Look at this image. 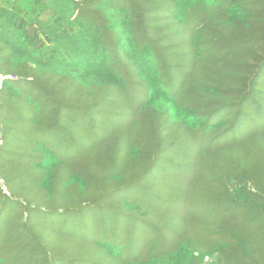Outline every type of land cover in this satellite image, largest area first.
Wrapping results in <instances>:
<instances>
[{
    "label": "trees",
    "instance_id": "16d2710c",
    "mask_svg": "<svg viewBox=\"0 0 264 264\" xmlns=\"http://www.w3.org/2000/svg\"><path fill=\"white\" fill-rule=\"evenodd\" d=\"M0 264H264V0H0Z\"/></svg>",
    "mask_w": 264,
    "mask_h": 264
},
{
    "label": "built area",
    "instance_id": "2783aa9c",
    "mask_svg": "<svg viewBox=\"0 0 264 264\" xmlns=\"http://www.w3.org/2000/svg\"><path fill=\"white\" fill-rule=\"evenodd\" d=\"M12 79V80H18L20 79L19 76H16V75H3V74H0V90L2 89L3 85H4V82L6 81V79Z\"/></svg>",
    "mask_w": 264,
    "mask_h": 264
}]
</instances>
